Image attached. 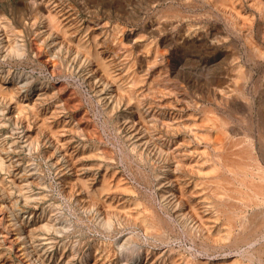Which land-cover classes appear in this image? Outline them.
<instances>
[{
  "label": "bare ground",
  "instance_id": "6f19581e",
  "mask_svg": "<svg viewBox=\"0 0 264 264\" xmlns=\"http://www.w3.org/2000/svg\"><path fill=\"white\" fill-rule=\"evenodd\" d=\"M24 1L29 17L20 8L0 7V210L11 214L16 225L0 211V264H108L115 246L120 250L142 243L147 245L143 250L123 255L119 264H264V75L257 79L261 84L251 76L264 60V46L255 39L264 41V2L145 0L144 14L154 4L160 9L153 10L156 22L135 34L102 20L115 14L137 21L139 9L128 14L119 6L94 9L88 13L99 20L91 16L83 22L74 12L77 5L66 0ZM188 12L200 15L203 24L189 22ZM172 21L185 24H178L182 34L167 52L168 41L158 33ZM211 22L224 25L225 38L212 37ZM27 28L36 37L19 42ZM229 32L241 39L244 59L233 58L226 72L231 85L221 88L210 57L227 46L220 42ZM174 60L183 64L181 70L196 72L190 85L180 79L177 64H170ZM29 62L51 77L76 78L86 85V102L98 109L102 132H116L107 134L109 144L97 123L73 105V95L83 99L81 84H52L50 89L33 82L18 70ZM200 83L206 92L199 90ZM190 89L198 99L179 109L177 93ZM41 145V158L60 169L61 199L75 216L74 224H85V217L105 230L102 242L80 256L71 241V253L64 251L66 243L50 259L45 250L43 240L49 237L42 234L62 229L50 215L34 216V197L44 195L35 191L42 180L21 165L19 152L27 150L29 162L40 157L35 153ZM117 163L124 167L121 172ZM112 225L138 231L117 244ZM181 238L191 251L187 257L169 245ZM162 245L169 249L166 257L156 249Z\"/></svg>",
  "mask_w": 264,
  "mask_h": 264
},
{
  "label": "rangeland",
  "instance_id": "374dc122",
  "mask_svg": "<svg viewBox=\"0 0 264 264\" xmlns=\"http://www.w3.org/2000/svg\"><path fill=\"white\" fill-rule=\"evenodd\" d=\"M67 1V3H71V4H76L77 5V8H78V11L77 10H75L74 12L76 13V15H77V17L78 18H81L82 20H83V22H86L87 20H88V18L90 19L91 18V16H96V15H91V14H89V13H91L92 12V10H94L95 9V12L97 11V10H99V9H103V7H107V6H112L113 8L115 7H118L119 6V8L120 9H124L125 11H126V14H128L129 12L130 13H132V12H134V11H137L138 9V11H137V16H139V19L137 20V21H134V20H129V19H127L126 18V16H118V17H115L114 15H112V17H106L105 19H103L102 21H110V23L111 22H118L119 23V25L120 26H122V27H124V29L126 28V30L128 31V32H130V31H133L135 34L136 33H138L139 31V29L140 28H142L143 26H149V22H152V21H155L156 22V20L154 19V14H153V10H157L158 11V9H160V7H159V5H157V4H154V6L152 7V8H150V10H148L149 12H147L146 14H144V11H143V9L146 7V4L144 3V1L145 0H88L89 2H90V7H88L87 5L86 6H84V0H83V2L81 1V0H66ZM78 1L80 2V3H78ZM87 3H88V1L87 0H85ZM92 1H94V2H92ZM133 1V2H132ZM248 1V0H247ZM259 1V0H258ZM261 2H264V0H260ZM24 0H0V7H2V8H4L5 10H11L12 8L13 9H16V8H20L19 10H21L20 11V13L21 12H24L25 14H26V17H29V15H30V13H31V9H29L28 10V8H25V6H24ZM28 2H30V0H27V3ZM136 2V3H135ZM144 4V6H143V4ZM246 4V3H245ZM100 5V6H99ZM24 6V7H23ZM93 6V7H92ZM99 6V7H98ZM84 7V8H83ZM108 7V8H109ZM246 7V6H245ZM107 8V9H108ZM137 8V9H136ZM23 9V10H22ZM84 9V10H83ZM91 10V11H90ZM104 10V9H103ZM109 10L111 11V12H113V10L111 9V8H109ZM142 10V12H140ZM88 11H90L89 13H88ZM245 11L246 12H250V13H253V17H254V19L255 20H259V21H262L263 19L260 17V14L258 13V12H256L255 13V15H254V12L253 11H251V10H248V8H245ZM87 14H86V13ZM111 14H113V13H111ZM143 14V16H141ZM259 15V16H258ZM188 16H190L189 17V22H191L192 24H196V26H198V25H201V24H203V18H201V17H199L200 15H196V13H192V12H188ZM97 17V16H96ZM94 18L96 21H98L99 20V18L97 17V18ZM126 18V20H124L125 18ZM193 17H196V20L193 18ZM199 17V18H198ZM259 17H260V19H259ZM197 18H198V20H197ZM258 18V19H257ZM151 20V21H150ZM144 21V22H143ZM153 23V24H156V23ZM141 23V24H140ZM144 23V24H143ZM147 23V24H146ZM172 23H173V25H169L168 27H165V28H163L162 30L164 31H161V32H159L158 34H159V37H160V39L162 40V39H166L167 41H168V46H164L163 47V49L165 50V47L167 48L166 50H167V52L169 51V49H171L173 46H174V44H173V41L176 39V38H178L179 37V35L180 34H182V31H179V29L177 28L178 27V24H179V26L182 24H185L184 22H182V23H180V22H174V21H172ZM212 24L211 25H214V26H212V27H214V28H212V27H210V31H211V34H212V37H215L216 35L217 36H221L222 38H225V36H226V30L224 29V25L222 24V23H214V22H211ZM143 25V26H142ZM172 26V27H171ZM133 28V29H132ZM138 28V29H137ZM160 28H162V27H160ZM176 28H177V31H176ZM136 30V31H135ZM156 30V29H155ZM33 30H31L30 31V29H26V30H24V32H23V34H21V36H18L19 37V39H18V41L19 42H21V40L22 41H24V43H28V42H30V41H28V40H31V39H33V38H35L36 37V35L35 34H33V32H32ZM146 31H148V30H146ZM172 31V32H171ZM176 31V32H175ZM174 32V33H173ZM178 32V33H177ZM214 32V33H213ZM139 33H141V32H139ZM229 34H230V32H229ZM27 35V36H26ZM29 35H31V36H29ZM33 35V36H32ZM166 35V36H165ZM169 38H170V40H169ZM256 39V41L258 42V43H260V45H262V46H264V41H263V39H257V38H255ZM171 40H172V43L170 44V42H171ZM180 43L182 42V41H179ZM220 43H224V44H226L227 46L224 48V49H222V50H219V52L217 53V55H216V57H210L211 59H212V61H211V59H210V61H211V63H212V65H214V67H213V70H216V72H218L219 73V79L222 81V86H220L221 88H228V87H230V85H231V82H232V77L230 76V77H228L227 75H226V72L228 71V69H230L229 67H231L232 66V61H233V58H236V57H238V60H240V61H242L243 59H244V56H243V54H244V46L242 45V43H241V39L238 37V39H237V37H235L234 35H231L230 34V36H228L227 37V40H225V42H220ZM230 43H231V45H230ZM167 45V44H166ZM170 45H171V47H170ZM228 47V48H227ZM27 48H28V46H27ZM25 49H26V47H25ZM28 51V52H27ZM27 51H26V57L24 58V60L30 55V52H29V50L27 49ZM175 62V63H174ZM170 64H173V66H175L176 64V67L177 68H179L178 70H179V72H180V75H181V77H180V79H183V78H186V84H188V85H190V83L192 82L191 81V77L193 78V77H195V76H197V75H195L196 74V72L194 73L193 71H190L191 73H188V70H186V72L182 69L181 70V67L182 68H185L184 66H183V64L182 63H180L179 62V60H174L172 63H170ZM30 65V66H29ZM19 71H23L24 73H25V75L26 74H28L30 77H33V79L32 80H35V81H33V82H44L46 85H47V87L48 88H50L51 89V86H53L54 84H60V83H62V85H65V86H67V87H72L70 84H77L78 85V87H79V85L81 84V86H80V91H81V97H83V99H80L79 97H78V95H73L74 96V106H76L77 104V106L79 107V109H77V112H82V113H85V114H87L88 116H89V118L91 119V120H93L94 122H96L97 123V125H96V127L98 128V130H99V133H100V135L104 138V142L106 143V144H109V142L106 140L107 138L106 137H108L107 136V134L108 135H111V134H114V133H116V132H113L114 130L112 129V128H107L108 130H110V131H108V130H106L105 128H104V133L102 132V130H101V128H102V125H101V116L98 114V109H95V108H93L92 110H91V107H90V105H88L87 104V102H86V100H87V98H88V96H89V94H86L87 93V87H86V85L85 84H82L81 82H79V80L78 79H72V78H70L69 79V77H59V78H54V77H51L48 73H45V72H43V71H41L38 67H36L34 64H31L30 62L28 63V64H24V65H22L19 69H18ZM34 70H35V72H34ZM212 70V71H213ZM11 71L12 72H15L16 73V71H17V69H15V68H12L11 69ZM31 71V72H30ZM211 71V72H212ZM254 72V73H253ZM41 73H42V75H41ZM182 73V74H181ZM187 73V74H186ZM194 73V74H193ZM40 74V75H39ZM189 74H191V75H189ZM221 74V75H220ZM33 75V76H32ZM263 75H264V60H262V61H258V65H255L253 68H252V74H251V76L253 77V79H259V78H261V77H263ZM191 76V77H190ZM259 76H261V77H259ZM37 77V78H36ZM252 77H251V79H252ZM38 78H39V80H38ZM47 78H49V79H47ZM67 78V79H66ZM70 81H69V80ZM188 79V80H187ZM194 79V78H193ZM223 79V80H222ZM48 80H50V81H48ZM66 80V81H65ZM73 80H75V81H73ZM78 80V81H77ZM74 83H73V82ZM225 81H227V82H225ZM47 82V83H46ZM252 83V81H249V83ZM257 82H258V84H261V82L259 81V80H257ZM263 83V85L261 86V89H260V91L262 92V91H264V81L262 82ZM53 84V85H52ZM197 84V83H196ZM195 83H194V85L193 86H195L196 85ZM197 85H199V84H197ZM196 85V86H197ZM229 85V86H228ZM200 86L201 87H199V90H202L203 92L205 91H207L206 90V88H204V85H202L201 83H200ZM207 86V85H206ZM205 86V87H206ZM228 86V87H227ZM198 87V86H197ZM83 90V91H82ZM192 90H194V89H190V90H188L187 92L185 91L184 92V90L183 91H180V93L178 92L177 93V98L179 99H175V101L177 102V104H178V108L179 109H181L182 108V110L183 109H185L186 108V105H188V101L191 99V100H197L198 98H197V96H195V94L197 95V93L196 92H192ZM84 92V93H83ZM189 93V94H188ZM181 94V95H180ZM58 95V94H57ZM84 95V96H83ZM183 95V96H182ZM179 96H181V97H179ZM192 96V97H191ZM84 98H86L85 100H84ZM185 98V99H184ZM189 98V99H188ZM81 101H80V100ZM182 99V100H181ZM69 100L71 101V99H70V97H69ZM79 103H78V102ZM85 102H86V104H85ZM183 102V103H182ZM186 102V103H185ZM60 103H61V101H60ZM183 105V106H182ZM97 108H100V105H95ZM182 106V107H181ZM88 107V108H87ZM177 108V109H178ZM90 109V110H89ZM87 110V111H86ZM66 111H68V110H66ZM85 111V112H84ZM69 112V111H68ZM71 112H69V114H70ZM69 114L67 113V115L69 116ZM96 116V117H95ZM98 121V122H97ZM100 122V123H99ZM34 127V126H33ZM32 127V128H33ZM22 129H23V126L21 127ZM106 130V131H105ZM121 135V134H120ZM120 137V136H119ZM86 139V138H85ZM109 139V138H108ZM108 142V143H107ZM41 144V143H40ZM39 148V150H38V153H35V155L36 154H38L40 157H36V158H34V159H32L31 161H29L28 162V160L24 157V155H26V153H27V150H24L23 151V149L21 150V151H19L20 152V154H21V157L20 158H23V160H22V162H21V165L22 166H26L27 168H29V171L31 172V171H33V174H34V176L36 177L37 176V178L38 179H40L41 178V182H42V184H41V186L39 187V188H35V191L36 192H43V198H45V199H42V197L41 198H37V197H34L35 198V207L36 208H34L33 210H34V212H33V214H34V216H42V217H45V218H47L48 217V215H50L51 217H54V219H55V221L54 222H56V224H57V226H61V227H58V228H60V229H62L61 231H60V233H58V234H52V233H48V232H46V233H43L42 234V237L44 236V238H48L49 237V239L48 240H43V243H47V244H44V245H47V246H45V250L47 251V253H48V258L50 259L52 256H53V254L54 253H56V251H58L59 250V248H61L62 247V245H64L65 243H66V247L64 248L65 250V252H67V253H71V249L72 248H70L71 246L73 247V252L75 253V255L76 256H80V255H82L81 253H83V252H85L86 250H88L89 248H91L92 246L91 245H93V244H98V243H101L102 242V240L101 239H103V233H104V231L105 230H102V228H99V227H97L96 225H93L92 224V222L91 221H89V220H87L85 217H84V220H85V224H80V222L78 223V225H75L74 224V222H75V216L74 215H71V211H70V208L66 205V203L67 202H64L63 201V199H61L62 198V196L60 195L61 193H60V190H59V188H60V186L58 185L59 183V168L55 165V166H50V164H49V159H46V158H41V155L43 154V150H44V148L42 147V145H41V147H38ZM24 152V153H23ZM41 152V153H40ZM27 154H29V152L27 153ZM27 156V155H26ZM35 162H34V161ZM117 162V161H116ZM23 163H24V165H23ZM28 163V164H27ZM32 163V164H31ZM33 164H36L39 168H38V170L36 169L35 170V166L33 165ZM49 164V165H48ZM31 165V166H30ZM28 166H30V167H28ZM122 164H116V167H118L117 168V170L119 171V172H121L123 169H124V167L122 166ZM41 167H42V169H41ZM51 167V168H50ZM34 168V170H35V172H34V170H32ZM40 170H41V172H40ZM36 171H39V172H36ZM44 172V173H43ZM46 173V174H45ZM97 173V172H96ZM45 174V175H44ZM44 185V186H43ZM59 186V187H58ZM46 188V189H44V188ZM51 189H50V188ZM48 189V190H47ZM40 190V191H39ZM44 192H46V193H44ZM48 192V193H47ZM151 193H153L154 194V201H156V202H158V200H159V196H158V191L156 190V188H151ZM48 195V196H47ZM45 196V197H44ZM56 196V197H55ZM52 197V198H51ZM60 199V200H59ZM43 200V201H42ZM47 201V202H46ZM51 201H52V203H51ZM47 203V204H46ZM56 203V204H55ZM58 203V204H57ZM49 204V205H48ZM54 204V205H53ZM74 204V203H73ZM42 205H43V207H42ZM59 205V206H58ZM75 205V204H74ZM1 206V205H0ZM56 206V207H55ZM55 208V210H54V208ZM52 208V209H51ZM36 209V210H35ZM50 209H51V211H50ZM56 209H58V211H56ZM48 210H49V212H48ZM53 210L55 211V212H53ZM60 210V211H59ZM2 213H3V217L5 218V219H7L8 220V222H9V224H11L12 226H14V227H16V225L15 224H12L13 223V221H12V217H11V214H9L8 212H7V214H6V210H4V211H2V210H0ZM51 212H53L54 214H52ZM65 212V213H64ZM64 213V214H63ZM42 214V215H41ZM57 214V215H56ZM62 214V216H59V215H61ZM76 214H79L78 212L76 213ZM8 217H7V216ZM55 215V216H54ZM64 215H67L68 217H66L65 218V216ZM82 216H84V214H82ZM62 217V218H61ZM59 218H61V220L59 219ZM68 221H67V220ZM66 224V226H64V223ZM90 223V224H89ZM71 224V225H70ZM67 225H68V227H67ZM76 227H75V226ZM12 228V229H15V228ZM79 227V228H78ZM91 227V228H90ZM131 226H129L128 227V225L126 226V225H123V227H120L119 229H117L118 228V226L116 227V226H114V225H112V227L110 228L112 231H111V233L109 232V230L110 229H106V230H108V232L110 233V235H112L113 236V239L112 240H114L115 241V243H117V244H120V243H122L126 238H128V236L130 235V233L131 234H134V233H136L137 231H138V229L137 228H134L133 226L130 228ZM76 228V229H75ZM113 228H115L116 229V231H113ZM126 229V230H125ZM67 230V231H66ZM96 230V231H95ZM100 230V231H99ZM119 230V231H118ZM128 230V231H127ZM88 231V232H87ZM99 231V232H98ZM75 232V233H74ZM101 232H103V233H101ZM113 232V233H112ZM72 233V234H71ZM94 233V234H93ZM101 233V234H100ZM118 233V234H117ZM129 233V234H128ZM64 234V235H63ZM56 238H54V237ZM82 236V237H81ZM91 237V239H90V237ZM94 236V237H93ZM63 237V238H62ZM50 238H53V239H50ZM65 238H66V240H65ZM68 238V239H67ZM121 238V239H120ZM56 240V241H55ZM73 240H75V241H73ZM79 240V241H78ZM93 240H94V242H93ZM120 240V241H119ZM50 241V242H49ZM57 241H58V244H57ZM62 241V242H61ZM66 241V242H65ZM68 241H69V243H68ZM72 243H71V242ZM82 241V242H81ZM84 241V242H83ZM74 242L76 243V244H74ZM63 243V244H62ZM70 243L72 244L70 247H69V245H70ZM87 243V244H86ZM90 243V244H89ZM56 244V245H55ZM82 246H81V245ZM86 244V245H85ZM142 245L145 247V246H147L146 244H143L142 243ZM169 245H171V246H174L173 248H178L177 250H179V254L181 255H183V256H188L190 253H191V251L189 250V246H188V242L184 239V238H181L180 239V241H176V242H172L171 244H169ZM178 245V246H177ZM59 246V247H58ZM77 246H80V247H77ZM129 246V247H128ZM127 247L125 246V247H123L122 249H120V250H118L117 249V246H115L116 247V254H113V255H111V257H109L108 258V264H119V260L123 257V255L125 256L127 253H128V255H130L131 253H132V251H141V250H143V246H141V244H140V246L138 245V244H136V246H135V244H131V245H128ZM134 247H135V250H133L134 249ZM139 247V248H138ZM180 247H181V249H180ZM47 248H49V249H47ZM57 248V249H56ZM78 249V252H77V249ZM87 248V249H86ZM125 248V249H124ZM176 248H175V250H176ZM188 248V249H187ZM76 249V250H75ZM156 249H158L159 251H161L162 253H166L165 254V257H166V255L168 254V248L165 246V245H162V246H159L158 248H156ZM70 250V251H69ZM118 250V251H117ZM123 250V251H122ZM129 250V251H128ZM166 250V251H165ZM49 251V252H48ZM154 251H157V250H154ZM121 252V253H120ZM158 252V251H157ZM119 253V254H118ZM52 255V256H51ZM115 260V261H114Z\"/></svg>",
  "mask_w": 264,
  "mask_h": 264
}]
</instances>
